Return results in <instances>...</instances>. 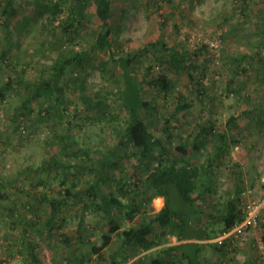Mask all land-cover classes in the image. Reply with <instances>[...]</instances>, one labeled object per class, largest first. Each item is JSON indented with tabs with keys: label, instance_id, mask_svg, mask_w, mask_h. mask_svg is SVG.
Returning a JSON list of instances; mask_svg holds the SVG:
<instances>
[{
	"label": "rangeland",
	"instance_id": "rangeland-1",
	"mask_svg": "<svg viewBox=\"0 0 264 264\" xmlns=\"http://www.w3.org/2000/svg\"><path fill=\"white\" fill-rule=\"evenodd\" d=\"M37 7L36 0H18L14 15L4 18L0 11V82L9 77L17 81L22 75L31 81L41 73H50L61 52L89 49L94 39L90 31L99 29L105 19L111 24L114 42L111 49L87 56L81 68L69 67L58 83L59 91L33 95L34 87L14 83L6 99L0 101V263L68 264L64 257L70 245L62 238L66 234L74 247L82 246L89 255L87 264H108L110 253L117 247L115 241L101 251L104 259L90 255L91 244L101 243L108 226L100 212L83 211L88 188L103 173L100 186L104 190L119 193L124 184L133 194L147 176L146 165L135 155H128L134 150L132 145L120 143L128 113L116 93L121 86V69L111 58L134 48L143 50L133 65V76L141 81L148 68L156 71L168 65L162 64L153 51L143 49L147 43L164 36L175 47L181 67L175 70L170 66L173 89L168 94L159 93L158 88L145 84L143 94L156 101L161 110L150 126L167 142L168 159H180L175 147L188 142L190 158L187 155L185 159L192 161L197 127L205 119H215L220 130L232 114L246 109L248 105L237 99L239 92L251 93L264 114V46L255 33L264 22V6L259 0H112L109 9L99 13L92 0L84 11L85 26L72 40L60 29L53 33L44 29L49 12L28 20ZM61 16H67L66 9ZM7 29L12 32L9 36L5 35ZM4 48H9L5 57ZM234 73L236 82H229ZM181 94L192 107L171 119L168 129L164 119L170 117ZM83 96L92 101L100 97V108L87 107ZM248 115L249 119L240 118L228 132L233 142L229 152L216 162L217 192L197 200L205 212L207 208H222L233 196L241 209L248 199L264 197V124L260 127L254 115ZM234 161L241 162V168L235 169ZM67 187L80 190L82 201L69 200L62 213L67 222H57L49 230L45 221L51 212L50 203L40 202V198L64 196ZM123 197L129 199V195ZM156 198L147 211L133 219L115 215L122 228L159 211L163 205L158 206ZM205 212L196 225L207 230L217 228L220 224L207 218ZM81 218L85 225L83 245L75 239ZM155 227L159 233L160 226ZM37 228H42L43 234ZM215 235L199 240L204 264H264V210L260 225L251 230L243 244L218 249L212 242ZM30 237L38 242L36 258L26 247ZM177 242L176 236L167 234L161 245L150 250L128 251L122 264H154L155 258L162 264H177L179 254L164 251V246Z\"/></svg>",
	"mask_w": 264,
	"mask_h": 264
},
{
	"label": "trees",
	"instance_id": "trees-1",
	"mask_svg": "<svg viewBox=\"0 0 264 264\" xmlns=\"http://www.w3.org/2000/svg\"><path fill=\"white\" fill-rule=\"evenodd\" d=\"M18 0H0V11L2 16L14 15L16 12V4ZM38 7L33 9L28 20H37L39 16L49 12L47 22L43 24L44 29L53 33L60 29L68 34V39H75V34L80 35V28L85 26L84 11L88 3L92 0H36ZM99 13L108 10L112 0H93ZM261 6H264V0H259ZM244 3H242L243 5ZM67 11V16H61ZM262 9V8H261ZM39 15V16H38ZM30 21V22H31ZM73 27V28H72ZM258 29L255 31L264 46V22L259 23ZM7 36L12 32L5 30ZM94 39L89 49L86 50H68L61 52L52 65L50 73H41L40 77L35 80H25L23 75L14 81L11 77L0 82V101L6 99L8 93L15 87L14 83L26 87H34L33 95L38 93H53L59 91L58 83L64 79L68 72V68L76 66L81 68L83 60L90 57L93 52H105L113 46V36L111 24L104 20L102 26L97 30H91ZM10 34V35H11ZM89 36V34H84ZM143 48L146 52L153 51L157 59L162 63H168L165 68H148L141 81L133 76V65L139 58L143 50L134 48L122 53L118 57H112L111 60L121 69V86L116 92L124 109L128 113L126 125L120 135V143L126 145L131 144L134 150L128 155H135L141 164L146 165L147 176L138 186L135 193L132 194L131 189L124 185L120 188V192L114 190L106 191L100 184L101 179L104 180L105 174L101 173L100 177L95 180L88 188V196L83 203V211L88 209L100 212L107 219L108 230L103 234L100 244H91L90 255L97 254L99 258L104 259L101 251L109 247L114 241L116 248L110 253L108 264H122L125 258H128L127 252L135 254L137 252L150 250L159 246L164 242L167 234L176 236L179 242L164 246V251L176 254L178 253L177 264L185 261L188 264H204L202 260L203 244L199 240L204 237L217 235L219 232L233 226L237 220L243 218V210L237 202L236 196H233L222 208L201 209L197 203L198 199L205 196H212L217 192V174L215 167L217 160L222 155L227 154L233 138L229 135V130L238 124V120L248 114L254 115L252 118L258 121L260 127L264 124V114L261 106L253 102V95L238 93L237 99L244 105H248L239 114H232L226 126L218 130L217 123L213 118H207L202 122L197 130L194 144L191 150V157L200 158L205 155L203 160L194 159L186 160L188 155L189 143H180L175 147V153L180 159H168L170 148L162 136H157L151 129L153 119L160 117L161 110L156 101L146 99L144 97L143 85L151 84L158 88V92L168 94L174 87L173 77L170 76V68L178 70L181 67L179 53L175 47L171 46L164 40V36L159 39L152 40ZM9 48L2 50L5 57ZM171 60H168L166 57ZM171 66V67H170ZM119 69V70H120ZM176 73V72H174ZM237 73L229 82H236ZM192 77V76H191ZM67 80V79H66ZM32 86V87H31ZM83 96V100H87V107L99 109L101 98L96 101ZM254 106V108H250ZM192 103L186 100L181 94V99L174 107L170 117L164 119L165 124L170 127L171 119H177V116L183 111L191 109ZM102 110V106H101ZM235 141V140H234ZM115 152V151H114ZM112 152V154H114ZM189 157V155H188ZM190 158V157H189ZM57 163L56 159H53ZM157 162V163H156ZM235 169L241 168V162H233ZM143 166V165H141ZM241 172V171H240ZM237 174V172H236ZM104 177V178H103ZM124 199L123 196H128ZM164 197V205L153 215L145 214L138 223L122 228V224L115 215L120 214L124 219H133L139 212H145L154 198ZM82 195L80 190L72 191L66 188L64 196H42L40 202L49 201L51 212L45 221V227L52 230L57 222L59 225L65 224L67 218L62 215L64 206L69 200L78 202ZM214 209L217 211L214 213ZM207 218L215 219L220 225L217 228L207 230L196 225V220L203 215ZM160 226V232L156 233L155 225ZM39 234H43L42 228H37ZM85 225L83 218L77 225L75 239L80 245H83ZM63 241L70 245L69 253L64 257L68 264H87L89 255L82 250L81 247H74L72 239L66 234H62ZM215 235V236H216ZM38 242L35 237H30L26 241V247L30 255L36 258V247ZM218 249L221 246L216 245ZM154 264H162L160 259L155 258ZM1 264V263H0ZM132 264H138L136 262Z\"/></svg>",
	"mask_w": 264,
	"mask_h": 264
},
{
	"label": "built area",
	"instance_id": "built-area-1",
	"mask_svg": "<svg viewBox=\"0 0 264 264\" xmlns=\"http://www.w3.org/2000/svg\"><path fill=\"white\" fill-rule=\"evenodd\" d=\"M252 193V190H248ZM244 216L237 220L232 227L219 232L213 237L212 242L219 246L243 244L249 239L251 230L261 223V212L264 210V197L261 199L250 198L243 207Z\"/></svg>",
	"mask_w": 264,
	"mask_h": 264
},
{
	"label": "bare ground",
	"instance_id": "bare-ground-1",
	"mask_svg": "<svg viewBox=\"0 0 264 264\" xmlns=\"http://www.w3.org/2000/svg\"><path fill=\"white\" fill-rule=\"evenodd\" d=\"M162 203H163V199L161 197L156 198V204L158 206L162 205Z\"/></svg>",
	"mask_w": 264,
	"mask_h": 264
},
{
	"label": "crops",
	"instance_id": "crops-1",
	"mask_svg": "<svg viewBox=\"0 0 264 264\" xmlns=\"http://www.w3.org/2000/svg\"><path fill=\"white\" fill-rule=\"evenodd\" d=\"M159 197H161V198L163 199V203H162V205H164V197H162V196H159ZM157 198H158V197H157ZM162 205H161V206H162Z\"/></svg>",
	"mask_w": 264,
	"mask_h": 264
}]
</instances>
